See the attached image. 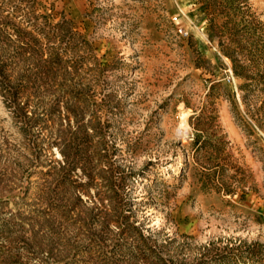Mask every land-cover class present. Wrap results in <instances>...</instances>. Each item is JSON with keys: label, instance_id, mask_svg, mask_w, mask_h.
I'll list each match as a JSON object with an SVG mask.
<instances>
[{"label": "rangeland", "instance_id": "rangeland-1", "mask_svg": "<svg viewBox=\"0 0 264 264\" xmlns=\"http://www.w3.org/2000/svg\"><path fill=\"white\" fill-rule=\"evenodd\" d=\"M0 264H264V0H0Z\"/></svg>", "mask_w": 264, "mask_h": 264}, {"label": "built area", "instance_id": "built-area-1", "mask_svg": "<svg viewBox=\"0 0 264 264\" xmlns=\"http://www.w3.org/2000/svg\"><path fill=\"white\" fill-rule=\"evenodd\" d=\"M180 32L184 33V28H180ZM230 78V77H229Z\"/></svg>", "mask_w": 264, "mask_h": 264}]
</instances>
